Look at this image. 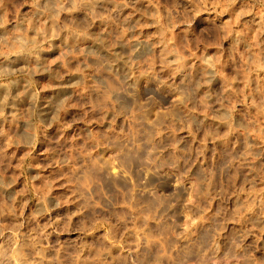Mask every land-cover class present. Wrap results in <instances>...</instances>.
Segmentation results:
<instances>
[{"label": "clouds", "instance_id": "1", "mask_svg": "<svg viewBox=\"0 0 264 264\" xmlns=\"http://www.w3.org/2000/svg\"><path fill=\"white\" fill-rule=\"evenodd\" d=\"M140 2L23 0L21 4L19 0H0V120L11 115L16 122L11 133L0 132L5 137L0 144V192L13 189L24 178L20 192L9 191L8 199H0V218L11 215L18 221L0 222V238L10 233L0 243V264H45L46 252L52 247L47 243L49 237L64 232L81 235L71 250L62 245L55 248L56 255L47 264H106L110 245L118 239L115 230L122 221H142L146 226L147 221L154 220L161 229L162 241L165 232L177 235L176 226L168 223V213L182 195L187 197L190 218L188 230L180 232L177 239L187 240L195 236L198 226L207 227L199 247L186 254L180 264H188L193 258L198 264H217L220 237L228 224H244L259 207L261 223L234 234L225 257L254 264L255 256L245 241L257 232L264 234V187H257L258 182L264 183V170L254 180L245 177V183L251 185L246 193L249 199L238 201L230 215L217 211L209 216V212L215 200L229 195L228 189L235 187L236 176L230 170L250 166L259 158L257 150L264 149V87L258 85V99L251 92V77L264 71V0H246L227 19L224 17L239 0H188L190 7L183 10L177 0L164 4L147 0L148 10L143 11L136 7ZM24 5L30 6L28 12H21ZM129 8L132 12L123 15ZM137 13L140 19H135ZM204 13L214 16L210 15L206 26L197 31L195 25ZM250 15L259 16L256 35L246 51L237 53L236 45L246 35L240 29L241 21ZM145 18L151 22H141ZM145 28L156 31L145 36ZM85 41L93 43L81 46ZM229 41L233 42L230 49L226 44ZM226 54L235 65L231 76L224 71ZM41 82L43 86L37 88ZM165 86L177 99L171 110L156 120H147L157 98L168 103L170 97L161 91ZM74 90L79 99L74 98ZM50 92L55 95L41 98V93ZM21 97L28 98L20 106L22 111L10 104ZM141 97L146 101L142 103ZM241 103L256 109L252 119L236 120V106ZM73 109H80L83 115L73 116ZM207 120L215 121L217 128L204 130L203 139L197 141ZM78 124L88 125L83 136L68 140L61 135L54 147L44 150L49 163L29 162L38 144L46 143L58 130L67 132ZM92 125H101L102 129L95 130ZM219 125L226 131L220 133ZM181 132L192 137L191 145L178 138ZM236 132L245 136L242 153L231 156L219 173L196 167L209 140H227ZM196 144L199 147H194ZM115 145H123L115 157L117 163L105 164L100 151ZM12 148L23 151L16 164L12 163L15 153L8 154ZM48 168L59 169L62 175L44 177L42 173ZM164 168L179 172L169 198L157 196L146 183L149 172ZM33 169L39 171L29 177L27 173ZM252 171L257 169L253 167ZM134 174L136 181L132 180ZM192 176L196 180L189 189L186 182ZM38 180L43 183L37 185ZM60 180L66 181L63 186L70 195L53 198ZM117 180H122L123 186L117 185ZM243 191L237 188L235 194ZM26 196L34 198L36 205L25 218L30 200L25 199L19 207L17 201ZM70 204H78V210L40 224L41 217ZM121 208L131 211H118ZM77 216L81 220L73 226ZM25 220L35 221L37 226L26 233L22 230ZM103 226H107L103 239L108 243L95 248L81 242ZM164 242L170 252L179 248L175 242Z\"/></svg>", "mask_w": 264, "mask_h": 264}, {"label": "rangeland", "instance_id": "2", "mask_svg": "<svg viewBox=\"0 0 264 264\" xmlns=\"http://www.w3.org/2000/svg\"><path fill=\"white\" fill-rule=\"evenodd\" d=\"M21 4H23V0H19ZM177 2L180 4L181 10H183L184 7H190L188 4V0H177ZM246 0H239L237 5L233 8L231 12L226 14L224 17L225 19L231 17L234 12L239 11L241 7L245 4ZM161 3H170V0H161ZM136 7L140 10H148V4L147 0H141L139 4L136 5ZM30 9L29 5H24L21 8V12H28ZM163 11V9H162ZM132 12V9H126L123 13V15H127L128 13ZM214 16V14L204 13L202 16L198 19L197 24L195 25V28L197 31H199L200 28H203L206 26V21L209 16ZM139 13H137L135 19H140ZM141 22L144 23H150L151 21H148L146 18L143 19ZM259 24V16L258 15H250L243 18L240 24V29L245 31L246 35L241 38V41L238 45H236L237 53H243L246 51L247 44L251 43L253 38L256 35V30ZM245 25L247 27H245ZM97 27L99 26V22H97ZM115 26L113 25L111 28H109V31H112ZM156 29L154 28H145L144 33L145 36L151 35L154 33ZM180 32V29L177 30ZM262 40H264V37H261ZM93 42L91 41H85L82 42L81 46H90ZM229 49L232 47L233 42L229 41L226 42ZM225 59L227 60V65L225 66L224 71L227 73V75L231 76L234 74L235 65L233 62L228 59V56L226 54ZM68 79V77H66ZM251 92L252 96H255L257 99L259 98V93L256 91L258 85L261 87H264V71H261L259 73V76H256L255 74L251 77ZM44 82L38 83L36 85L37 88H40L43 86ZM239 87L243 88V85L240 84ZM21 91L22 86H21ZM76 91V90H74ZM163 95L170 97L168 103H164L163 101H160L159 98H157V102L149 109L147 113V120H156L160 114H162L165 111L171 110L172 103L177 99L175 92L171 89L165 86L162 90ZM17 92V89H13V95H15ZM247 95V92L245 93ZM55 95V92L50 93H41V98H44L45 96H53ZM252 96H249V101L251 100ZM75 99H79V93L76 91ZM27 97H21V99L16 101H10V104L15 105L19 110H23L20 106L24 105L27 102ZM147 98L141 97V102H145ZM13 111V108L10 107L8 109V112L11 113ZM256 114L255 108H249L246 106V104H237L236 106V113L235 117L236 120L239 121H246L247 119H252ZM73 116H80L83 115V112L80 109H73L72 110ZM16 122L13 121L11 118V115L8 116L6 120H0V132H6L11 133L15 130ZM87 124H78L74 125L73 128L69 129L67 132L57 131L52 134V138L48 140L44 144H38L36 150L33 152V158L30 163H41V164H47L49 163V157L44 155L43 152L48 147H54L55 146V140L58 139L61 135L64 136L65 139H72L73 137H79L83 136L84 132L83 129L87 128ZM121 127H124L123 122H121ZM92 128L95 130H101V125H92ZM217 123L212 120H207L204 122L203 129L197 134V141L202 140L204 136V130L212 129L216 130ZM219 131L220 133H223L226 131L225 126L219 125ZM117 132H119V129H117ZM184 138L185 139V145H191L192 144V137L187 132H181L179 134L178 138ZM5 140V137L0 135V144H3ZM244 140L245 136L242 132H236L234 134H231L227 140H216L215 142H212V140H209L206 146V151L204 153V156L196 162V167L200 168L201 166L207 169H213L219 173V170L228 162L231 156L238 155L244 151ZM63 142V141H62ZM262 141H257V143H261ZM77 143H83L82 140H78ZM185 145H182L184 147ZM121 147L123 145H115L113 147H109L106 149H102L99 153V155L102 157L103 162L105 164H112L115 165L117 163L115 157L117 156L118 152L120 151ZM194 147H199V144L194 145ZM257 152L259 153V158L251 163L248 167L243 168H237L233 167L230 170V174H233L236 176L235 180V187H230L228 189L229 195L223 197L222 199L215 200L210 205V212L209 216L214 215L217 211H220L222 214L227 213L228 215L231 214V210L236 207L237 202H243L246 199H249V197L246 195L248 189L251 187V185H248L245 183V177L248 178V180H254L257 178L258 172L260 170H264V149H258ZM12 153H15V159L12 161L13 164H16L19 162L21 157L23 156V151L17 150V149H9L8 154L12 155ZM256 168L257 171H252V168ZM39 170L33 169L27 173L29 177L36 174ZM64 171H67L65 169ZM42 175L44 177L49 176H58L62 175V172L59 169H52L48 168L46 171H43ZM144 174H141L143 176ZM179 177V172H173V170H170L168 168L160 169L158 172H149L147 174L146 183L149 188H152L155 190L156 195L162 198H169L172 196V186L177 182V179ZM225 181L227 180V177L224 178ZM132 180L136 181L137 176L134 174L132 176ZM196 177L192 176L189 181L186 182V186L191 189V185L195 183ZM42 180L36 181L37 185L42 184ZM66 183L64 180H60L57 184L55 190L52 193L53 198L55 197H66L70 195V191L68 188H65L63 185ZM117 185L123 186L122 180H117L115 182ZM221 183L219 175L217 176V185L219 186ZM24 187V178L21 177L20 181L13 187V189L10 190H4L3 192H0V199H8L7 193L9 191L13 193L20 192ZM111 187V190L113 192H116L115 187L112 185H109ZM257 187H264V183H257ZM237 188H243L244 191L240 192L238 195L235 194ZM261 197H264V193H261ZM25 199H29L30 202L28 203L27 209L24 212V217H28L31 214V211L33 210L34 206L36 205V200L34 198H31V196L26 197H19L17 201V207ZM116 199L119 200V194L116 193ZM257 203H259V200H257ZM188 200L187 197L182 195L179 202H176L174 206L172 207L171 211L168 213L169 215V221L168 223L170 225L176 226V232L177 235L180 232H186L188 230V222L190 218V213L186 211V208L188 207ZM79 205L78 204H70L65 206L62 209L56 210L54 213L50 214L49 217H41L40 218V224H44L48 222V219H56L57 216H63L66 217L67 215L75 212L78 210ZM120 212H130V209H118ZM261 209L259 207L255 208L253 213L249 215V219L244 224H228L227 231H225L221 237H220V253L217 258V264H245L243 260L236 261L231 259H225L228 248L230 246L231 239L234 234L243 232L246 230V228L252 227L253 224H259L261 221H259L258 217L260 214ZM87 215V213L85 214ZM81 220V217L77 216L73 219V226L77 225L79 221ZM0 222L12 224L18 222L15 217H12L11 215H6L3 218H0ZM112 223H116L115 220L112 221ZM35 221H24V232H30L32 229L36 227ZM206 225L198 226L195 229V236L190 237L187 240L184 239H177V235H173L171 231L164 233V241H170L175 242L179 245V248L176 252H170L169 251V244L162 241L161 237L159 235L161 229L159 225L154 220H149L146 222V226H144V222L137 221L135 224L131 223L130 220L128 222L122 221L116 228V235H117V242L115 245L111 246V255L106 257V264H180V261L184 258V256L188 253L196 251V249L199 247V244L204 239V234L206 231ZM51 231V230H49ZM107 231V226H103L98 228L95 232L91 233L88 236L83 237V240L81 242L87 243L89 245H93L95 248L101 247V245L108 243L103 238L105 236V233ZM10 235V233H6L3 238H0V243H4L7 240V237ZM80 233L78 232H64L62 234L57 235L56 233H52V235L49 237V240L47 241L48 244L52 245V247L46 252V262L52 260V258L56 255L55 248L59 246H64L65 248L71 250L74 242H76L80 238ZM259 236L260 239L257 240L256 237ZM245 246H250L249 251L255 256V262L254 264H264V234H261L257 232L255 235L250 236L245 241ZM94 254V253H93ZM167 254V255H166ZM88 255V252H85V256ZM188 264H198V261L193 258L188 261ZM208 264H211V262H208Z\"/></svg>", "mask_w": 264, "mask_h": 264}]
</instances>
